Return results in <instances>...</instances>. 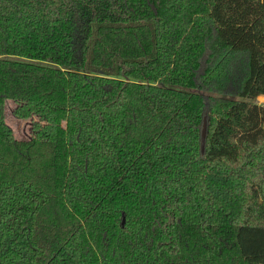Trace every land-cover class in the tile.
I'll return each mask as SVG.
<instances>
[{"label":"trees","instance_id":"trees-1","mask_svg":"<svg viewBox=\"0 0 264 264\" xmlns=\"http://www.w3.org/2000/svg\"><path fill=\"white\" fill-rule=\"evenodd\" d=\"M260 95L264 0H0V264H264Z\"/></svg>","mask_w":264,"mask_h":264},{"label":"rangeland","instance_id":"rangeland-1","mask_svg":"<svg viewBox=\"0 0 264 264\" xmlns=\"http://www.w3.org/2000/svg\"><path fill=\"white\" fill-rule=\"evenodd\" d=\"M5 109V117L7 122L12 126L15 135L18 138H27L30 134V119H22L14 115L13 108L16 105L15 99H8ZM257 101L261 104H264V97L260 95L257 98Z\"/></svg>","mask_w":264,"mask_h":264},{"label":"water","instance_id":"water-1","mask_svg":"<svg viewBox=\"0 0 264 264\" xmlns=\"http://www.w3.org/2000/svg\"><path fill=\"white\" fill-rule=\"evenodd\" d=\"M207 126H208V121H207V117L205 116L204 120H203L202 132H201V148H202V152H204V150H205ZM124 221H125V218H123V223H124Z\"/></svg>","mask_w":264,"mask_h":264}]
</instances>
